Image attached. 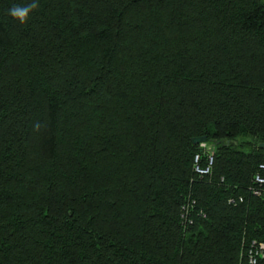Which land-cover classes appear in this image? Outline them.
I'll list each match as a JSON object with an SVG mask.
<instances>
[{
	"label": "trees",
	"instance_id": "1",
	"mask_svg": "<svg viewBox=\"0 0 264 264\" xmlns=\"http://www.w3.org/2000/svg\"><path fill=\"white\" fill-rule=\"evenodd\" d=\"M28 2L0 0V264H248L264 0Z\"/></svg>",
	"mask_w": 264,
	"mask_h": 264
},
{
	"label": "built area",
	"instance_id": "2",
	"mask_svg": "<svg viewBox=\"0 0 264 264\" xmlns=\"http://www.w3.org/2000/svg\"><path fill=\"white\" fill-rule=\"evenodd\" d=\"M199 146V152L193 157V170L198 176H208L213 166V150L212 147L206 143H201ZM252 182L254 187L251 188V194L253 196H259L264 189V164H259L257 171L253 175ZM242 197L238 198V202H242ZM235 202L233 199H229L228 203ZM183 216L187 213V206L183 208ZM244 254L248 264H257L260 259L264 258V243L252 241L246 247H244Z\"/></svg>",
	"mask_w": 264,
	"mask_h": 264
},
{
	"label": "clouds",
	"instance_id": "3",
	"mask_svg": "<svg viewBox=\"0 0 264 264\" xmlns=\"http://www.w3.org/2000/svg\"><path fill=\"white\" fill-rule=\"evenodd\" d=\"M39 7V0H30L25 4H14L9 10L8 15L20 25H24L28 22L30 14L37 10ZM36 129L40 128V124L35 125Z\"/></svg>",
	"mask_w": 264,
	"mask_h": 264
},
{
	"label": "water",
	"instance_id": "4",
	"mask_svg": "<svg viewBox=\"0 0 264 264\" xmlns=\"http://www.w3.org/2000/svg\"><path fill=\"white\" fill-rule=\"evenodd\" d=\"M206 141V137H197L191 139L192 145H199L201 143H206ZM259 147L264 149V144H259Z\"/></svg>",
	"mask_w": 264,
	"mask_h": 264
}]
</instances>
